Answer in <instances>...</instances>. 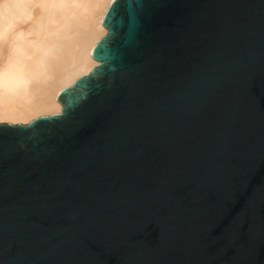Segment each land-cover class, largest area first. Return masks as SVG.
Here are the masks:
<instances>
[{
    "label": "water",
    "instance_id": "water-1",
    "mask_svg": "<svg viewBox=\"0 0 264 264\" xmlns=\"http://www.w3.org/2000/svg\"><path fill=\"white\" fill-rule=\"evenodd\" d=\"M128 2L62 114L0 123V264H264V0Z\"/></svg>",
    "mask_w": 264,
    "mask_h": 264
},
{
    "label": "bare ground",
    "instance_id": "bare-ground-1",
    "mask_svg": "<svg viewBox=\"0 0 264 264\" xmlns=\"http://www.w3.org/2000/svg\"><path fill=\"white\" fill-rule=\"evenodd\" d=\"M113 0H0V123L62 114L59 95L100 65Z\"/></svg>",
    "mask_w": 264,
    "mask_h": 264
},
{
    "label": "snow or ice",
    "instance_id": "snow-or-ice-1",
    "mask_svg": "<svg viewBox=\"0 0 264 264\" xmlns=\"http://www.w3.org/2000/svg\"><path fill=\"white\" fill-rule=\"evenodd\" d=\"M113 3L116 4L117 0H113ZM126 7H127L128 17H129L128 22H129V26L131 28L135 24V13L133 11V6L131 4V0H129ZM117 14H118V8H114L112 10V13L110 14L111 19H113L115 21V24L112 26L113 27L112 34L108 38V40L105 42V44L101 45L96 50V54H97L98 58H100V59H104L105 56L110 53V51H111L110 45L112 44L115 37L118 35L117 29L123 28V26H124V18L121 16V17H119V19H117Z\"/></svg>",
    "mask_w": 264,
    "mask_h": 264
}]
</instances>
